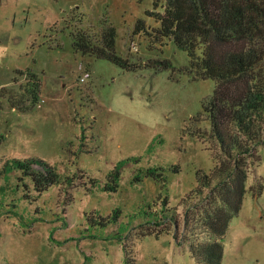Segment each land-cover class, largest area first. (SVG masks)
<instances>
[{
  "label": "rangeland",
  "instance_id": "rangeland-1",
  "mask_svg": "<svg viewBox=\"0 0 264 264\" xmlns=\"http://www.w3.org/2000/svg\"><path fill=\"white\" fill-rule=\"evenodd\" d=\"M154 1L0 0V89L23 86L19 71L40 81L25 112L0 98V264H196L188 246L230 213L219 196L232 178L214 173L232 161L205 112L216 82L183 70L171 40L145 35L158 25L145 12L163 9ZM109 28L127 69L73 50L80 37L99 46ZM30 158L53 168V184L38 190L11 162ZM243 169L220 264H264V143Z\"/></svg>",
  "mask_w": 264,
  "mask_h": 264
},
{
  "label": "trees",
  "instance_id": "trees-1",
  "mask_svg": "<svg viewBox=\"0 0 264 264\" xmlns=\"http://www.w3.org/2000/svg\"><path fill=\"white\" fill-rule=\"evenodd\" d=\"M156 6L155 0L153 7ZM162 7L161 13L145 12L158 22L157 27L145 31V35L154 42L171 40L174 47L188 57L183 70L196 78L216 82L205 112L210 136L217 141L222 155L232 161L229 167H217L214 173L232 178L219 196L230 213L224 217L220 212L214 213L207 223L210 237L199 245H189L188 249L196 264H220L221 239L228 219L239 211L245 191V159L251 156L254 146L264 143V0H164ZM142 25L138 21L134 31L144 32ZM83 40L80 37L72 41L74 51L127 69L126 61L114 53L112 29L102 34L99 46H90ZM157 63L163 67L170 65L168 61ZM15 73L23 76V86L15 92L1 88L0 98H4L10 108L25 112L38 101L40 81L31 70ZM11 162L30 176L38 190L55 182L53 168L42 160ZM114 175L116 177L117 173ZM208 179L210 175L196 172L195 182L201 186L206 187Z\"/></svg>",
  "mask_w": 264,
  "mask_h": 264
}]
</instances>
